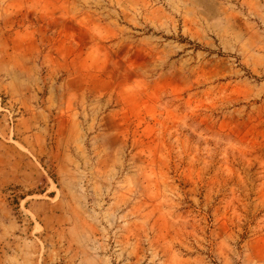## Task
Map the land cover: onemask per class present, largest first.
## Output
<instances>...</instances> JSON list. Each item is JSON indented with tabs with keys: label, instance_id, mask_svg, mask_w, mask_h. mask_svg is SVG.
Segmentation results:
<instances>
[{
	"label": "rangeland",
	"instance_id": "rangeland-1",
	"mask_svg": "<svg viewBox=\"0 0 264 264\" xmlns=\"http://www.w3.org/2000/svg\"><path fill=\"white\" fill-rule=\"evenodd\" d=\"M0 264H264V0H0Z\"/></svg>",
	"mask_w": 264,
	"mask_h": 264
}]
</instances>
